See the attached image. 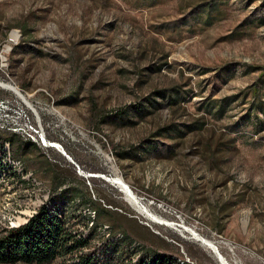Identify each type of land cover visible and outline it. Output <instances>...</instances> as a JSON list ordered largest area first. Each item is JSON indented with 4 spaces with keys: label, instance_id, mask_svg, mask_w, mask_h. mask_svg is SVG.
Here are the masks:
<instances>
[{
    "label": "rangeland",
    "instance_id": "1",
    "mask_svg": "<svg viewBox=\"0 0 264 264\" xmlns=\"http://www.w3.org/2000/svg\"><path fill=\"white\" fill-rule=\"evenodd\" d=\"M0 81L36 110L0 88L9 123L98 153L110 214L91 232L76 202L86 252L127 235L135 258L220 264L197 235L228 264H264V0H0ZM27 171L29 187L0 184V237L53 196Z\"/></svg>",
    "mask_w": 264,
    "mask_h": 264
},
{
    "label": "trees",
    "instance_id": "2",
    "mask_svg": "<svg viewBox=\"0 0 264 264\" xmlns=\"http://www.w3.org/2000/svg\"><path fill=\"white\" fill-rule=\"evenodd\" d=\"M3 99L0 89V100ZM16 138V135L10 134L6 141L0 140V143L9 144L11 156L10 142ZM86 204L93 208L90 221V231L93 232L101 216L110 214V211L104 209L99 201H86ZM79 206L64 198L62 192L53 193L49 203L38 209L27 224L5 230L0 237V264H50L56 259H62L63 264H179L171 256L153 252H143L135 258L137 251L135 246L129 245L132 242L127 235L108 244L101 252L96 249L86 252L90 237L74 233L71 223L79 213L76 209ZM68 260H71L70 263Z\"/></svg>",
    "mask_w": 264,
    "mask_h": 264
},
{
    "label": "crops",
    "instance_id": "3",
    "mask_svg": "<svg viewBox=\"0 0 264 264\" xmlns=\"http://www.w3.org/2000/svg\"><path fill=\"white\" fill-rule=\"evenodd\" d=\"M17 138L14 142H10L13 158L24 159L27 169L34 174L49 192H62L64 198L74 201L75 204L81 201V205L88 207L90 206L86 204V201H99L95 197L92 188L97 183L98 177L90 179L91 184L89 187L84 175L77 172L74 166V164L78 165L76 163L78 161L80 163L78 167L81 171L98 173V153L94 151L92 145H90V148L86 146L84 150L81 149L78 156H75L69 147H63L64 155L53 148L41 150L34 143ZM15 144H17L16 148H14ZM67 156L74 163H71Z\"/></svg>",
    "mask_w": 264,
    "mask_h": 264
},
{
    "label": "bare ground",
    "instance_id": "4",
    "mask_svg": "<svg viewBox=\"0 0 264 264\" xmlns=\"http://www.w3.org/2000/svg\"><path fill=\"white\" fill-rule=\"evenodd\" d=\"M11 86V85H10ZM7 90L13 92L32 112L36 113L35 108L33 105L25 98L15 87H7ZM26 140V139H25ZM51 147L56 148L58 147L57 144L52 145ZM15 163L19 164L20 167H15ZM22 172H28L25 166L20 163L16 162L10 153V146L8 143H0V184L3 186V188L9 186L10 183H15L18 185L21 183L22 187H29L31 186V181L29 180L28 182L23 184V179L20 177ZM24 174V173H23ZM114 185H116L118 188H120L125 194L130 197V199L135 200V203H137L134 194L130 191L128 185L121 179V178H116L112 181ZM11 185V184H10ZM11 187V186H10ZM45 204V203H44ZM42 204V206L44 205ZM48 204V203H46ZM142 208V207H141ZM144 210V209H141ZM146 210V209H145ZM142 212V211H141ZM146 216H148L152 222L156 224L163 225L161 221L155 217L154 215L149 214L148 210L144 211ZM37 213V211L33 212V216ZM143 214V212L141 213ZM31 216V217H33ZM148 218V219H149ZM165 225V224H164ZM18 228V227H17ZM12 229V228H10ZM195 239L198 240L199 242L203 243L208 249H210L214 255L217 256L218 260H220V264H228L226 260L219 254L217 247L210 241L205 240L197 235H195Z\"/></svg>",
    "mask_w": 264,
    "mask_h": 264
},
{
    "label": "built area",
    "instance_id": "5",
    "mask_svg": "<svg viewBox=\"0 0 264 264\" xmlns=\"http://www.w3.org/2000/svg\"><path fill=\"white\" fill-rule=\"evenodd\" d=\"M10 101L7 99L0 100V112H5V110L9 109ZM2 114V113H1ZM0 114V132L6 133V134H16V135H23L25 136L26 140H31V141H36L37 143H41L43 148H53L51 147L52 145L57 144L58 147L53 148L56 149L57 151L63 153L65 155L63 146L58 143V142H51L49 141L44 132L42 130H38L34 128L32 125L25 126V127H19L13 123H9L7 121L8 115L4 114L3 116ZM2 116V118H1ZM21 117L23 120H28L27 114L21 110ZM26 124L28 122H25ZM69 161L71 163H74L70 157L67 156ZM76 166V169L79 173L84 175L85 180L87 181V184L90 185L88 179L92 177H98L99 174H94V173H84V171H81L80 168ZM104 176V175H103ZM162 220V219H161ZM166 222V221H165Z\"/></svg>",
    "mask_w": 264,
    "mask_h": 264
},
{
    "label": "water",
    "instance_id": "6",
    "mask_svg": "<svg viewBox=\"0 0 264 264\" xmlns=\"http://www.w3.org/2000/svg\"><path fill=\"white\" fill-rule=\"evenodd\" d=\"M7 87H12V86H10L9 84H5V83H3V82L0 81V88L7 90ZM68 157H69V156H68ZM219 261H220V260H219ZM221 264H222V263H221Z\"/></svg>",
    "mask_w": 264,
    "mask_h": 264
}]
</instances>
